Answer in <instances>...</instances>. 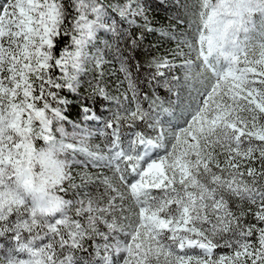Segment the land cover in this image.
Segmentation results:
<instances>
[{"label":"snow or ice","instance_id":"snow-or-ice-1","mask_svg":"<svg viewBox=\"0 0 264 264\" xmlns=\"http://www.w3.org/2000/svg\"><path fill=\"white\" fill-rule=\"evenodd\" d=\"M175 8L146 61L164 99L124 55L144 32L120 22L155 31L139 0H0V264H264V0Z\"/></svg>","mask_w":264,"mask_h":264},{"label":"trees","instance_id":"trees-1","mask_svg":"<svg viewBox=\"0 0 264 264\" xmlns=\"http://www.w3.org/2000/svg\"><path fill=\"white\" fill-rule=\"evenodd\" d=\"M173 0H142V6L146 10V15L148 16L149 20L151 21L149 27L155 29V31H147L142 21H139L140 26L137 27L136 25H128L125 22H120V27L122 30L127 29L129 32H136L137 34L141 31L144 32V38L141 41V46L131 52L125 50V56H131L130 64L133 67V78L137 79L139 87L142 91L151 92L153 89L155 90L156 94L164 99L169 98V93L163 87H156L153 85L152 88H149L148 84L145 82V78L149 75V69L146 66V61L150 58L149 53L156 54L157 52L163 53L166 49L175 47L174 43L168 42L164 37L161 35V30L169 27L170 25L175 24V20L172 17L176 14L175 2H171ZM119 20V17H116ZM187 30L188 36L191 37L194 35V29H190L188 24H184L181 26V30ZM100 39L110 40L111 41V34L108 33H100L98 35ZM67 39L61 42L60 47L64 46V43H67ZM155 46V47H153ZM123 47V45H121ZM105 64L103 66L104 77H103V85L107 86L108 91H110L113 95L118 94L115 91V80H112V74H108L110 72L113 73L114 67H119V60L116 56L115 48L110 50H105ZM109 64V66H108ZM136 64L140 65V71L137 73L135 71ZM110 67V68H108ZM111 71H110V70ZM178 75L180 73H177ZM94 75L93 72H89L87 76H84L82 79L83 81L91 80L92 76ZM123 77V74H122ZM124 81V77H123ZM124 86L127 87V83L124 82ZM88 85L85 83L83 87L80 89V96L86 95L85 89ZM199 87V85H197ZM120 92V91H119ZM67 99L70 101L69 105L65 108V114L67 115L69 121L72 119H77V117L81 114L80 113V105L81 100L78 99L70 90H65L63 93ZM187 97V92L184 93ZM174 100L175 97L172 96ZM87 103L92 106L96 112V114L102 113L101 104L104 103L103 101L96 100L95 103L92 100L87 101ZM105 112H103L104 115ZM42 143V142H40Z\"/></svg>","mask_w":264,"mask_h":264},{"label":"rangeland","instance_id":"rangeland-1","mask_svg":"<svg viewBox=\"0 0 264 264\" xmlns=\"http://www.w3.org/2000/svg\"><path fill=\"white\" fill-rule=\"evenodd\" d=\"M103 2H104L105 4H116V3L122 2V0H103ZM171 2L174 3L175 0H173V1H171ZM139 3L142 4V0H139ZM182 31H187V30L185 29V30H182ZM99 34H100V33H98V35H99ZM188 58H190V59H192V60H195V59H196V54L193 52V53L191 54V56L188 57ZM108 66H109V64H108ZM108 68H110V67H108ZM109 70H110V69H109ZM110 71H111V70H110ZM108 74H112V77L114 76L112 80H115V85H114V87H115V89H116L117 85L120 84V83L123 81L122 73L119 71V67H114V71H113V73L110 72V73H108ZM125 89H126V87L124 86V83H123V86L120 87L119 91L122 93ZM104 115L107 116L108 113L105 112ZM70 121H77V122H80V121H81V114L77 117V119H72V120H70ZM84 126L88 127L89 129H95V128L97 127V122H96V121H90V122H87ZM65 127L67 128V130H68L69 132H71L72 129H71V125H70V124H66ZM91 142L94 143V144H99V143H101V139H100L99 136L97 135V136H94V137L92 138V141H91ZM94 171H95V170H94ZM0 245L8 246V245H9V241L4 240V239H0Z\"/></svg>","mask_w":264,"mask_h":264}]
</instances>
